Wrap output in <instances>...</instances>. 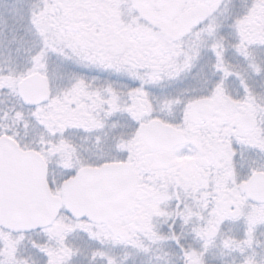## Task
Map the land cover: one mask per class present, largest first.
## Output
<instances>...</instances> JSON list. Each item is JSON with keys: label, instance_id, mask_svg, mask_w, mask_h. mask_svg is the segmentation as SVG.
Masks as SVG:
<instances>
[{"label": "snow or ice", "instance_id": "1", "mask_svg": "<svg viewBox=\"0 0 264 264\" xmlns=\"http://www.w3.org/2000/svg\"><path fill=\"white\" fill-rule=\"evenodd\" d=\"M0 264H264V0H0Z\"/></svg>", "mask_w": 264, "mask_h": 264}]
</instances>
